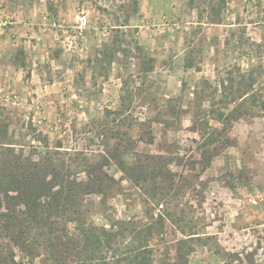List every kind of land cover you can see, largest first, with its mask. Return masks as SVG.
Instances as JSON below:
<instances>
[{
    "label": "rangeland",
    "instance_id": "1",
    "mask_svg": "<svg viewBox=\"0 0 264 264\" xmlns=\"http://www.w3.org/2000/svg\"><path fill=\"white\" fill-rule=\"evenodd\" d=\"M231 71L264 100V0H0V125L32 157L90 158L116 187L86 197L89 221L152 222L159 263L264 264V111L204 134L206 81Z\"/></svg>",
    "mask_w": 264,
    "mask_h": 264
},
{
    "label": "trees",
    "instance_id": "2",
    "mask_svg": "<svg viewBox=\"0 0 264 264\" xmlns=\"http://www.w3.org/2000/svg\"><path fill=\"white\" fill-rule=\"evenodd\" d=\"M221 3L226 4V0ZM251 71L246 80L231 71L216 87L206 81L211 90L201 96H210L214 106L202 119L209 144L220 141L221 133L233 121L264 111V100ZM122 113V109L108 110V115ZM210 120L223 127H210ZM111 132L110 138L121 140L116 156L122 168L142 186L149 180L148 174L136 173L140 166L122 157L132 154L135 141L130 132L123 135L114 128ZM21 148L11 139L9 125H0V264H189V251L182 249L179 262L156 261L150 245L152 222L137 227L123 220L107 227L89 221L91 209L86 197L100 194L105 204L108 191L116 187L108 175L87 169L92 166L90 158L56 159L48 148L36 158ZM81 168L88 170L86 179L75 175ZM15 248L24 255L18 257Z\"/></svg>",
    "mask_w": 264,
    "mask_h": 264
},
{
    "label": "built area",
    "instance_id": "3",
    "mask_svg": "<svg viewBox=\"0 0 264 264\" xmlns=\"http://www.w3.org/2000/svg\"><path fill=\"white\" fill-rule=\"evenodd\" d=\"M82 25H85L88 21L85 17L81 18Z\"/></svg>",
    "mask_w": 264,
    "mask_h": 264
}]
</instances>
